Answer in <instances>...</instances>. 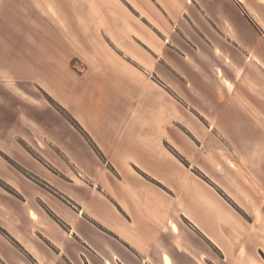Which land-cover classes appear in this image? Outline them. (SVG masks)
I'll list each match as a JSON object with an SVG mask.
<instances>
[{
  "label": "crops",
  "instance_id": "1",
  "mask_svg": "<svg viewBox=\"0 0 264 264\" xmlns=\"http://www.w3.org/2000/svg\"><path fill=\"white\" fill-rule=\"evenodd\" d=\"M263 38L264 0H0V264H264L219 193L264 198V113L188 90Z\"/></svg>",
  "mask_w": 264,
  "mask_h": 264
},
{
  "label": "rangeland",
  "instance_id": "2",
  "mask_svg": "<svg viewBox=\"0 0 264 264\" xmlns=\"http://www.w3.org/2000/svg\"><path fill=\"white\" fill-rule=\"evenodd\" d=\"M263 41H264V38H263ZM183 48L188 50V48H186V47H183ZM263 50H264V48H263ZM214 59L216 60L218 65H221V61H220L219 57L216 56V58H214ZM210 70H212V71H211V73L209 71V74H212L213 77L215 76L216 80H214V82H212L210 84L209 88L207 86H205L202 83V81H200V80H196L195 85H192L191 88H188V90L190 92L194 91V93L192 92L194 95L198 94L197 100H195L194 98H191V101L193 102L194 105H196L197 107L202 108V109H206L209 107V104L207 103V101H204L202 99V92H204V90L208 89L210 91L213 90V93L216 91L215 95L221 96L224 99H226L228 97H233L235 102L239 105V107L244 109L245 111H252L253 112L254 109H257V111L261 110L260 112L262 114L264 113V69L263 68L258 69L256 67L252 66L248 70L249 71L248 73H246V72L243 73L242 78L239 79V81H238L239 83L235 82V83H233V85H229V84L227 85L221 79V73L223 75V73H227V72H228V76L234 77L232 71L229 68H227V66L223 65V66H219V68H214V69H210ZM247 80L253 81L258 87L256 89L250 88L247 84ZM247 93H250L249 97H248ZM237 94L242 95L247 100L249 107L245 106L241 102V100L238 98ZM45 97H46V102L49 103L50 106L57 113L58 127L60 125L59 119L64 120V123H66L68 126L72 125L68 121V119L58 110V107H60L64 111H67L70 114V116L73 117V115L71 114V111H69L63 104H61L59 101L53 99L52 97H49L48 95H45ZM223 102L225 103V101H221V100L216 98L215 103H214L215 108L222 106ZM203 104H204V106H203ZM232 120H233L234 125L240 124L237 117H234V119L231 118V121ZM224 149L225 150H222L221 154H223L226 158L233 161L234 163H237L236 159H240V158L233 156L234 153L228 151V148H224ZM258 150H259V148H254L252 150V153H251L252 159H255V157L258 156ZM252 166L258 167V165H256V163L255 164L252 163ZM219 193L226 200H228V202L231 204V206L235 210L234 212H235V217H236L235 218L236 219L235 220L236 229H235L234 235L236 236V238H238V239L242 238L244 240L246 239V241H252V239L257 240V238L259 236V229L257 227V221H255V224L249 225L247 223V221L250 220L252 217H250L249 214H247V212L249 213V211L245 212L242 207L243 206L249 207V205H251V206L254 205L256 207L259 204V202L262 201L264 198L260 197L261 195H259L258 192L254 191V190L252 191V194H250V195L247 192L243 193L241 188L236 189V194L233 195V198L235 199V201L232 200L231 198H229L220 189H219ZM250 214L253 215V212H251ZM254 215L256 217L255 219L257 220L259 217L258 211H256V213ZM254 215H253V217H254Z\"/></svg>",
  "mask_w": 264,
  "mask_h": 264
},
{
  "label": "trees",
  "instance_id": "3",
  "mask_svg": "<svg viewBox=\"0 0 264 264\" xmlns=\"http://www.w3.org/2000/svg\"><path fill=\"white\" fill-rule=\"evenodd\" d=\"M58 110L68 119V121L76 128L78 129L79 131H81L83 134L84 131L82 129V127L79 125V123L73 118L70 116V114L67 112V111H64L63 109H61L60 107H58Z\"/></svg>",
  "mask_w": 264,
  "mask_h": 264
},
{
  "label": "bare ground",
  "instance_id": "4",
  "mask_svg": "<svg viewBox=\"0 0 264 264\" xmlns=\"http://www.w3.org/2000/svg\"><path fill=\"white\" fill-rule=\"evenodd\" d=\"M247 84H248V86H249L250 88H255V89H256V88L258 87L253 81H250V80H247ZM237 96H238V98L241 100V102H242L245 106L249 107V104H248L247 100H246L242 95L237 94Z\"/></svg>",
  "mask_w": 264,
  "mask_h": 264
}]
</instances>
